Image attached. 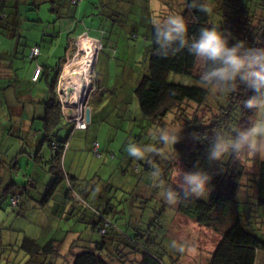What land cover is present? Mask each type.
Returning a JSON list of instances; mask_svg holds the SVG:
<instances>
[{
    "label": "rangeland",
    "instance_id": "1",
    "mask_svg": "<svg viewBox=\"0 0 264 264\" xmlns=\"http://www.w3.org/2000/svg\"><path fill=\"white\" fill-rule=\"evenodd\" d=\"M187 1L80 0L78 6L72 4L71 9L63 10L64 19L56 18L50 10L53 5L46 0L0 3V11L5 5L8 19L20 20L16 31L0 30V264H72L71 256L66 260L65 254L48 262L44 257L32 259L21 248L22 242L26 237L40 244L55 240L61 242L63 251L68 253L74 247V252H78L79 248L102 240L95 211L118 229L117 233L112 232L113 238L106 240L105 254L112 256L108 258L111 263L117 264L113 256L121 248L128 253L126 264H139L142 255L138 250L157 254L164 264L208 263L229 218L222 216L219 226H201L178 212L179 200L171 205L164 200L163 190L180 189L182 178L176 173L186 170L173 145H164L153 135L164 127L142 115L135 96L141 78L148 73L153 21L183 12ZM263 1L244 3L255 14L261 11ZM204 2L213 24H222L234 13L232 0ZM69 31L88 36H70L77 41L74 47L69 41L57 97L65 121L72 125L52 128L50 137L68 140L70 147L65 150L63 168L73 179L63 182L53 197L43 203L54 180L48 163L53 153L45 141L41 119L46 111L42 104L47 102L48 94L44 78L39 76L35 83L31 77L37 64L52 60L51 54L63 55ZM55 34L57 46L51 47ZM35 42L43 46L38 61L28 58L29 48ZM82 51H90L96 63L91 69L92 86L79 104L80 109L67 105L62 86L66 66L75 64ZM170 81L186 86L195 84L175 74ZM226 100L227 96L218 98L210 94L204 106L183 104L176 115L166 118V128L179 131L183 119L194 115L210 122L219 115ZM87 109V129L74 130L70 136L77 122L86 121ZM130 142L151 145L153 150L142 159L130 157L126 150ZM36 154L43 163L36 162ZM241 160L249 174L256 171L257 160L264 161L259 157ZM154 172L159 175L154 177ZM243 186L236 197L237 210L249 229L264 241V208L257 206L253 190L247 193ZM14 193L22 195L17 208L10 203ZM133 247H137V252L131 253L135 251L131 250ZM256 264H264V252L258 253Z\"/></svg>",
    "mask_w": 264,
    "mask_h": 264
},
{
    "label": "trees",
    "instance_id": "2",
    "mask_svg": "<svg viewBox=\"0 0 264 264\" xmlns=\"http://www.w3.org/2000/svg\"><path fill=\"white\" fill-rule=\"evenodd\" d=\"M46 1L53 5L50 10L57 15L56 18L63 19L64 17L60 15V11H63L65 8L71 9L72 4L78 6L80 2V0ZM232 2L233 6H235L233 15L229 18L227 17L222 24L217 25L222 30H226L231 34L230 39L244 40L250 46L264 48V1L261 11H256L255 14L251 13V6L245 4L244 0H232ZM2 3L4 4L5 0ZM201 6L207 8L204 0H188L183 12L179 13L185 17L189 26L190 37L198 35L201 28L213 25L208 8L207 11H204ZM3 8L5 9V5L2 6L0 11V30L11 29L12 31H16L19 28L18 23L20 20L17 17L8 19ZM261 16H263L262 19H260ZM154 28L151 29L149 37L148 73L141 78L135 89V96L142 115L148 120L166 128V118L169 115L171 117L176 115L178 113L177 110L183 104L191 103L199 107L204 106L207 104L211 93L200 83V73L205 67L203 62L197 61L188 53L187 49L163 55L154 42ZM68 29L71 28L68 27ZM47 31L48 29L45 28L44 32L46 33ZM73 34L75 32L69 31L63 48V55L55 57L53 64L39 63L34 69L35 72L37 67H40V77L46 81L48 98L47 102L42 104L46 107V111L41 119L44 121L45 141L49 143L53 153L52 159L48 163L52 168L54 180L45 195L43 203H47L53 197L63 182L66 183V180L71 182L73 179L63 168L64 153L69 147L68 140L62 142L53 140L50 137L52 128L63 124L72 125L67 123L62 115L57 92L58 81L69 50V37L73 36ZM84 34H75V38L77 39L78 36ZM56 36L55 34L52 37L51 47L57 46L56 38L58 37ZM76 39L71 40L70 37L72 47L76 44ZM232 42H235V40L232 39ZM35 47L40 49V55L42 53V43L35 42L32 44L29 48L28 56L32 61H38L40 58V55L37 57L32 55V50ZM83 54L92 53L90 51H82L77 54L76 59ZM172 74L187 77L195 84L186 86L172 82L170 81ZM31 80L32 82H37L33 81V75ZM254 94L252 89L241 84L234 93L227 95L226 105L220 106L219 115L214 116L210 122L198 115H194L188 120L183 119L179 128H182L179 130L180 139L173 146L174 153L179 157L186 172L199 169L207 171L213 177L210 195L203 199H193L186 198L181 194L178 199V212L205 227L219 226L222 216L229 218V224L224 228L207 264H256L258 253L264 252V241L258 238L249 229L248 225L244 223L245 219L243 215L237 210L238 201L236 200L240 187L244 185L245 192L250 193L253 190L256 194L257 206L264 208V161L258 162L257 160V163H255L256 171L249 174L246 165L235 154L228 156L223 162H213L208 159V152L213 141L215 129L221 125L225 127L235 125L247 127L249 125L253 110L244 108L243 101ZM87 127L88 124L86 129ZM74 130L77 129L73 127L70 136ZM33 158L37 163H43L39 155L36 154ZM245 178L247 185L244 184ZM173 189L180 190L177 187H173ZM69 197L67 195V198ZM13 199H18L17 206H13ZM21 201L22 195L20 193H14L10 197V203L13 207H19ZM95 214L98 218L96 228L102 237L100 242L97 241L85 245L79 248L78 252H74V247H72L67 253L61 248V242L58 244L55 240H51L46 244H40L38 241L26 237L22 242L21 248L32 259L44 257L46 262L52 257L56 260L62 254H65L66 260L68 256H71L72 264H114L108 260L112 256H106L105 247L107 244L106 240L113 238V233H117L118 229L112 226L107 219H104L99 211H95ZM104 220L107 221V224ZM135 244H137V241ZM131 250H135L131 251V253H135L138 249L137 247H133ZM138 252L142 255L139 264H164L161 257L155 253L143 250H138ZM113 258L117 261V264H126L128 253L121 248V251L118 252L117 256H113ZM40 264H43L42 261Z\"/></svg>",
    "mask_w": 264,
    "mask_h": 264
},
{
    "label": "clouds",
    "instance_id": "3",
    "mask_svg": "<svg viewBox=\"0 0 264 264\" xmlns=\"http://www.w3.org/2000/svg\"><path fill=\"white\" fill-rule=\"evenodd\" d=\"M202 10L207 8L201 6ZM154 42L163 55L187 49L197 61L203 62L200 83L216 97L234 93L241 84L255 93L243 101V107L253 110L247 127L221 125L215 129L208 159L223 162L235 154L237 158L264 160V48L250 46L246 41L235 39L218 25L201 28L198 35L189 36L185 17L178 13L167 15L163 21L154 20ZM175 128L157 130L153 135L164 145H175L180 139ZM130 157L142 159L153 150L151 145L130 142L127 145ZM180 190L166 188L162 192L168 204H175L182 194L186 198L203 199L212 191V175L204 170L183 172ZM154 177L158 172L153 173Z\"/></svg>",
    "mask_w": 264,
    "mask_h": 264
},
{
    "label": "bare ground",
    "instance_id": "4",
    "mask_svg": "<svg viewBox=\"0 0 264 264\" xmlns=\"http://www.w3.org/2000/svg\"><path fill=\"white\" fill-rule=\"evenodd\" d=\"M95 63L96 58L94 55L83 54L75 60V64L72 63L66 66L62 93L67 97V105L70 104L81 109L79 104L86 98L85 94H87L88 89L92 86L91 69Z\"/></svg>",
    "mask_w": 264,
    "mask_h": 264
},
{
    "label": "built area",
    "instance_id": "5",
    "mask_svg": "<svg viewBox=\"0 0 264 264\" xmlns=\"http://www.w3.org/2000/svg\"><path fill=\"white\" fill-rule=\"evenodd\" d=\"M32 55H34V56H39L40 55V49H38V48H34L33 50H32ZM40 73H41V68L40 67H37V69L35 70V72H34V74H33V81H37L38 79H39V76H40ZM87 122L85 121V119H84V121L82 122L81 121V124H79L78 122H77V126L75 127V129H79V128H81L82 130L83 129H86V126H87ZM96 147L97 146H94V149H96ZM12 204H13V206H17V204H18V199H13L12 200Z\"/></svg>",
    "mask_w": 264,
    "mask_h": 264
},
{
    "label": "crops",
    "instance_id": "6",
    "mask_svg": "<svg viewBox=\"0 0 264 264\" xmlns=\"http://www.w3.org/2000/svg\"><path fill=\"white\" fill-rule=\"evenodd\" d=\"M2 2H3V0H0V3L2 4ZM63 11H60V15H61V13H62ZM73 35H75V34H73ZM84 35H87V34H84ZM88 36V35H87ZM94 40H96L97 42H98V40L97 39H94ZM69 41H70V38H69ZM57 57V56H56ZM50 58L52 59L50 62L48 61H46L45 62V64H48V63H50V64H53L54 62H55V57H54V54H51L50 55ZM53 61V62H52ZM100 88V87H99ZM99 91H102L101 89L99 90ZM103 91H105V90H103ZM69 147H70V144H69ZM68 147V148H69Z\"/></svg>",
    "mask_w": 264,
    "mask_h": 264
},
{
    "label": "water",
    "instance_id": "7",
    "mask_svg": "<svg viewBox=\"0 0 264 264\" xmlns=\"http://www.w3.org/2000/svg\"><path fill=\"white\" fill-rule=\"evenodd\" d=\"M90 89H88L89 91ZM88 91H87V94H86V98H87V95H88ZM86 122L89 123L90 122V110L87 109L86 111Z\"/></svg>",
    "mask_w": 264,
    "mask_h": 264
}]
</instances>
